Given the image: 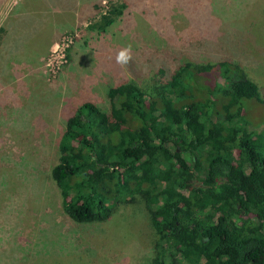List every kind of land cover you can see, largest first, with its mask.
<instances>
[{
  "label": "trees",
  "instance_id": "1",
  "mask_svg": "<svg viewBox=\"0 0 264 264\" xmlns=\"http://www.w3.org/2000/svg\"><path fill=\"white\" fill-rule=\"evenodd\" d=\"M46 1L31 0L39 25ZM91 7L99 34L121 14ZM30 13L0 24L1 102L4 74L16 77L9 57L46 28ZM158 67L151 84L124 77L107 89L105 107L84 101L66 119L50 169L64 213L90 224L141 201L155 234L148 264H264V126L249 122L244 103L264 101L260 85L229 57Z\"/></svg>",
  "mask_w": 264,
  "mask_h": 264
},
{
  "label": "rangeland",
  "instance_id": "2",
  "mask_svg": "<svg viewBox=\"0 0 264 264\" xmlns=\"http://www.w3.org/2000/svg\"><path fill=\"white\" fill-rule=\"evenodd\" d=\"M98 1L104 12L111 6L121 10L102 34L90 27L99 13L87 8L88 2ZM46 2L44 20L54 25L36 33L55 35L56 41L38 66L27 64L28 54H12L16 77L10 80L4 74L8 81L6 97L0 100V264H148L155 234L141 201L90 224L74 222L64 213L59 189L50 178L57 162V138L79 104L93 101L105 107L110 86L124 77L149 85L159 78L161 63L175 68L188 60L214 63L229 57L258 82L264 96V0ZM57 3L67 8L65 14L60 12L61 19L52 8ZM12 12H31L29 19L40 26L31 0H5L0 24ZM37 38L30 35L26 43ZM56 42L63 45V58L51 55ZM125 62L137 65L142 77L128 71ZM244 103L246 118L262 129L264 101Z\"/></svg>",
  "mask_w": 264,
  "mask_h": 264
},
{
  "label": "crops",
  "instance_id": "3",
  "mask_svg": "<svg viewBox=\"0 0 264 264\" xmlns=\"http://www.w3.org/2000/svg\"><path fill=\"white\" fill-rule=\"evenodd\" d=\"M60 11V9L58 10ZM44 20V17L42 16L41 18V27H48V19L47 20H44L45 23H42ZM43 34V33H42ZM33 35L35 37H38V41L36 40L34 43L30 42L29 45L27 44V48L25 49V52H22L20 55L23 56V55H29V59H27V64L29 66H31L32 64L33 65H39V61L41 58H43V56H45L47 50H48V47L50 46V44L53 42V41H56V38H55V35L52 36L51 38H47L43 35H38L37 33H33ZM16 56V55H15Z\"/></svg>",
  "mask_w": 264,
  "mask_h": 264
},
{
  "label": "built area",
  "instance_id": "4",
  "mask_svg": "<svg viewBox=\"0 0 264 264\" xmlns=\"http://www.w3.org/2000/svg\"><path fill=\"white\" fill-rule=\"evenodd\" d=\"M51 55H53L54 57L63 58L64 57L63 45L60 44L59 42L54 43L51 47Z\"/></svg>",
  "mask_w": 264,
  "mask_h": 264
},
{
  "label": "clouds",
  "instance_id": "5",
  "mask_svg": "<svg viewBox=\"0 0 264 264\" xmlns=\"http://www.w3.org/2000/svg\"><path fill=\"white\" fill-rule=\"evenodd\" d=\"M122 58V57H121Z\"/></svg>",
  "mask_w": 264,
  "mask_h": 264
}]
</instances>
